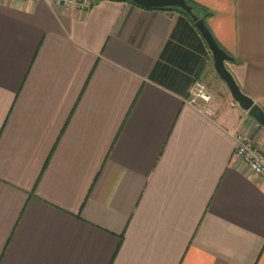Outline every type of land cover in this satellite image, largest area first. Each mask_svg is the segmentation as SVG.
<instances>
[{
	"label": "crops",
	"instance_id": "1",
	"mask_svg": "<svg viewBox=\"0 0 264 264\" xmlns=\"http://www.w3.org/2000/svg\"><path fill=\"white\" fill-rule=\"evenodd\" d=\"M189 1L264 110V0ZM240 135L264 149L179 10L0 0V264H264Z\"/></svg>",
	"mask_w": 264,
	"mask_h": 264
},
{
	"label": "water",
	"instance_id": "2",
	"mask_svg": "<svg viewBox=\"0 0 264 264\" xmlns=\"http://www.w3.org/2000/svg\"><path fill=\"white\" fill-rule=\"evenodd\" d=\"M135 5L148 10L157 9H179L188 14L206 41L214 60V67L220 79L227 85L234 101L242 110L247 112L260 126L264 128V110L245 95L240 89L234 76L228 70L227 64L234 62V59L228 55L216 42L206 23L199 19L194 8L187 0H126Z\"/></svg>",
	"mask_w": 264,
	"mask_h": 264
},
{
	"label": "built area",
	"instance_id": "3",
	"mask_svg": "<svg viewBox=\"0 0 264 264\" xmlns=\"http://www.w3.org/2000/svg\"><path fill=\"white\" fill-rule=\"evenodd\" d=\"M39 2L42 0H26ZM64 10L78 9L86 11L91 7V0H47ZM190 104L200 113L214 118L217 115L216 101L208 85L201 80L195 81L190 93ZM235 156L251 172L264 180V149L249 141L245 136H238V147Z\"/></svg>",
	"mask_w": 264,
	"mask_h": 264
},
{
	"label": "trees",
	"instance_id": "4",
	"mask_svg": "<svg viewBox=\"0 0 264 264\" xmlns=\"http://www.w3.org/2000/svg\"><path fill=\"white\" fill-rule=\"evenodd\" d=\"M117 1H125V2H129V1H126V0H117ZM187 2H188V3L194 8L195 13L198 15L199 19L203 20V21L206 23V25L208 26V19L210 18V14H204V15H203V9H202V8H200L199 6L195 5L194 3H192V2L189 1V0H187ZM129 3L135 5V4L132 3V2H129ZM136 6H137V5H136ZM138 7H139V6H138ZM160 10H164V9H160ZM175 10H179V9H175ZM179 11L182 12L184 15L188 16V17L192 20V18H191L188 14H186V13L183 12L182 10H179ZM192 21H193V20H192ZM193 22L196 24L195 21H193Z\"/></svg>",
	"mask_w": 264,
	"mask_h": 264
}]
</instances>
